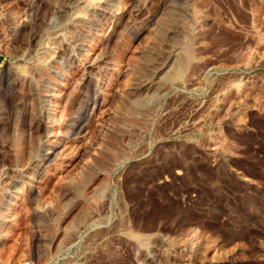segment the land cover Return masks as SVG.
<instances>
[{"label":"rangeland","instance_id":"obj_1","mask_svg":"<svg viewBox=\"0 0 264 264\" xmlns=\"http://www.w3.org/2000/svg\"><path fill=\"white\" fill-rule=\"evenodd\" d=\"M14 74L0 264H264V0H0Z\"/></svg>","mask_w":264,"mask_h":264},{"label":"bare ground","instance_id":"obj_2","mask_svg":"<svg viewBox=\"0 0 264 264\" xmlns=\"http://www.w3.org/2000/svg\"><path fill=\"white\" fill-rule=\"evenodd\" d=\"M59 26L60 25H58V24H53L50 27V31L56 33L59 30ZM47 49L48 48L42 47V46L40 48V50L43 53L47 52ZM180 62H181V59H180ZM19 82L29 83V78H27L25 76H20V75L18 76L15 74L12 76L0 77V113H2L1 110L6 109V108H8L9 110H12L13 95L11 94V92L13 91V89L16 87V85ZM81 114H82V112H80L78 114V116L73 120V122L69 128L68 134L66 135L72 141H75L82 134L81 132H82L83 127H84L83 126L84 125L83 120H85V116L81 115ZM58 147H59L58 142L50 144L46 148L42 149L39 152V154H37V156L35 158H31L32 156L29 153L28 155L30 157V160H29L30 166H34L35 168L38 169L42 165H44V166L47 165L51 161V159L58 156V152H57ZM32 172H34V171H32ZM1 178L2 179L0 180V183L2 184V188L0 189V221L5 216V212L9 209L10 202H11L12 198L14 197L13 193H15V191H16L15 186H14V184H15L14 180L6 179L4 176ZM32 178L33 177L31 176L30 180H32ZM144 255L146 257H149V252H146Z\"/></svg>","mask_w":264,"mask_h":264}]
</instances>
